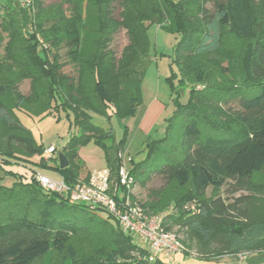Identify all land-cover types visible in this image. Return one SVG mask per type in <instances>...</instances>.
<instances>
[{"label":"trees","instance_id":"1","mask_svg":"<svg viewBox=\"0 0 264 264\" xmlns=\"http://www.w3.org/2000/svg\"><path fill=\"white\" fill-rule=\"evenodd\" d=\"M33 2L35 12L15 0H0V32L7 33L4 46L0 35V166L26 162L44 150L14 109H63L72 113L70 125L79 129L60 150L68 165L61 169L57 154L50 158L54 165L41 156L40 165L52 167L66 185L74 186L82 166L78 149L94 142L104 153L110 185L125 191L118 182L125 137L116 140L113 129L94 124L90 112L107 119L135 115L139 83L151 61L146 30L157 25L178 35L172 60L177 71H171L168 82L178 106L172 118L183 122V157L152 172L168 187L165 204L141 206L150 215L173 206L161 217L162 226L178 236L185 255L194 251L196 258L207 260L264 252V180H257L264 171V0H61L49 7L43 0ZM62 5L69 7L68 13ZM81 8L92 17L86 19ZM120 28L127 30L129 43L117 57L110 43ZM225 33L244 42L242 75L230 85L212 75L222 66L217 54ZM61 48L75 76L62 71ZM23 79L31 81L28 95L19 89ZM232 101L237 108L230 106ZM168 139L166 135L149 145L144 160H131L134 185L136 173L144 171L141 165ZM35 173L29 182L0 184V264H35L50 252L59 256L57 264H166L158 258L150 261L147 251L102 209L74 204L106 213L97 215L92 228L50 220L53 206L71 202L43 190ZM208 188L214 190L210 197L205 195ZM193 200L195 210L183 209ZM19 201L38 208L24 207L19 213L3 208ZM79 237L94 238L95 250L82 254Z\"/></svg>","mask_w":264,"mask_h":264},{"label":"rangeland","instance_id":"2","mask_svg":"<svg viewBox=\"0 0 264 264\" xmlns=\"http://www.w3.org/2000/svg\"><path fill=\"white\" fill-rule=\"evenodd\" d=\"M60 2L61 0H43V6H58ZM256 2H258V0H256ZM62 7L67 13L69 12V7L67 5H62ZM208 7L211 6L208 5ZM25 9L35 12L36 6L32 5V7ZM80 11L83 16H86V19L92 17L91 13L89 14L86 9L81 8ZM262 20L263 19H260V22H262ZM1 34L4 37L1 45L4 46L7 40V33L0 32V35ZM146 36L148 40L147 50L151 57V61L145 68L139 83L138 90L140 92L141 102L136 109L135 115L126 117L114 115L107 119L104 115L90 112V116H92V121L97 126L104 129H109L111 127L114 131L116 140H119L123 136L125 137L124 147L122 151H120V154L127 166H131V160L134 162L144 160L148 154L149 145H152L155 141L162 139L166 135L169 136L167 141L157 145L159 148L151 160L148 159L146 164L144 163L141 165L144 171L140 170L136 173V183L131 191L134 202L140 205L150 203L159 205L160 203L165 204V200L168 196H166V194L164 195V193L168 191V187H164V180L159 175L153 174L152 172L159 169L161 165L165 163L174 162L173 160L180 161L183 157L180 148L183 122L179 117L172 118L178 106L174 101L176 96L172 94L171 86L168 82L171 71H177V66L172 60L174 54L173 47L178 40V35L166 32L157 25H149L146 30ZM128 43L129 36L127 30L125 28H120L113 35L110 48L114 51L116 56L119 57L123 48L127 46ZM65 51V48H61L59 51L61 56L60 60L61 63H63L62 71L69 76H75V68L66 58ZM3 52L4 50L2 47L0 54ZM243 52L244 42L235 38L233 35L225 33L220 51L217 54L221 59L222 66L221 68L218 67V69H214L212 75L216 76L221 83L226 85L239 82L242 75L240 62ZM19 89L23 95H28L31 92V81L29 79H23L19 84ZM152 98L158 99L162 107L159 111L158 109L155 111L154 116L157 118H155L151 130L147 131V128H140L138 125L139 120L142 118ZM187 99L188 96H184L181 97L180 101L184 104L187 102ZM230 106L237 108V103L232 101ZM221 107L225 108L223 105H221ZM14 113L19 118L20 122L29 130L34 140L38 144H42L44 148L51 145L59 152L62 145L67 143L71 136L79 133V129L75 125H70L73 121L72 113H68L63 109H59L58 111H52V109H50L49 112H45L44 110L42 111L41 108L34 107L32 109L22 106L19 109H14ZM168 126L169 128L167 131L166 128ZM78 155L80 156L81 164L84 169L104 166L106 168L104 153L101 146L97 143L90 142L82 145L78 149ZM46 161H48V165H51L52 162L54 163L53 159ZM26 163L27 164L13 163L9 164V166H0V184L11 187L18 181H23V183L29 182L31 174L34 171L54 180L59 178L53 169L40 165V157L38 156L29 157ZM6 171H11V173ZM146 178V182L140 184L141 181ZM257 180H264V171L257 176ZM213 191L212 188H208L205 193L206 197H210ZM186 204L194 205L195 200L186 202L183 205V209H186ZM24 207H29L31 211L34 209L37 210L38 208H34L32 205L29 206V204H25L22 201L9 206L5 205L3 208L5 210H11L13 213H19L22 211V208L24 211ZM172 207L173 206L169 204L155 215L162 217L166 212L172 210ZM97 215L106 217L105 212L96 211L93 213L86 211L82 207H75L74 203H69L64 207H60V205L53 206V210L50 211L49 219H65L77 227L92 228L97 221L96 219L99 218ZM40 218L39 216H35L36 220ZM76 245L77 247H81L82 254L87 255L95 250L97 242L94 238L79 237L76 239ZM189 255L195 256L194 251H189ZM233 256L236 255L227 257L222 256L207 260L198 259L197 262L200 264H238L237 261L232 259ZM58 257L59 256L54 252H50L38 259L35 264H57ZM236 258L239 257L237 256ZM191 260L195 261L196 259L193 258ZM239 263H242V261Z\"/></svg>","mask_w":264,"mask_h":264},{"label":"built area","instance_id":"3","mask_svg":"<svg viewBox=\"0 0 264 264\" xmlns=\"http://www.w3.org/2000/svg\"><path fill=\"white\" fill-rule=\"evenodd\" d=\"M20 7L30 8L33 0H15ZM56 154L54 146L43 150L41 157L49 160ZM120 166L118 171L119 186L125 191L118 192V184L110 185L108 168L96 169L79 179L74 186L65 184L62 177L51 179L46 175L35 173V179L47 192L64 195L74 204L86 206L91 210L102 209L112 215L121 230L133 238L134 243L147 251L148 259H161L166 264H173L174 256L183 253L184 247L173 231L165 230L162 218L150 215L143 207L132 200L131 191L134 187L126 162L119 153ZM186 209L195 210L194 205H185Z\"/></svg>","mask_w":264,"mask_h":264},{"label":"crops","instance_id":"4","mask_svg":"<svg viewBox=\"0 0 264 264\" xmlns=\"http://www.w3.org/2000/svg\"><path fill=\"white\" fill-rule=\"evenodd\" d=\"M149 103H148L149 104L148 107L144 111V114L142 115V118L139 120V125H138L140 128H147V131L151 130V126L154 123L155 118H157L156 116H154L155 111L157 109L159 111V109H161V107H162L161 102H159L158 99H155V98L154 99L152 98L149 101ZM65 144H63L62 147ZM59 152L56 150V154L57 155H58ZM40 156H38V157H40ZM79 159H80V156H79ZM80 162H81V160H80ZM18 163H22V162H18ZM11 164H13V163H11ZM23 164H27V163L26 162H23ZM52 165H54L53 162L49 166H52ZM3 166H9V165H3ZM49 168L53 169L52 167H49ZM102 168H105V166L104 167H93L91 169H87V168L84 169V167L81 166L80 178L81 179H84V178L87 177L88 173L91 172L92 170L102 169ZM53 170L55 171V169H53ZM55 172L57 173V175L60 178L61 177L60 174L57 171H55ZM237 256L239 258H236ZM193 258L196 259V260L195 261H192L191 259H193ZM232 259H234L235 261H237L238 264H264V252H261V253H253V254H248V255H236V256H233ZM197 260H198V258H196L195 256H190L189 254L185 255L183 253H177L174 256L173 264H200V263L197 262ZM241 261H242V263H239Z\"/></svg>","mask_w":264,"mask_h":264},{"label":"water","instance_id":"5","mask_svg":"<svg viewBox=\"0 0 264 264\" xmlns=\"http://www.w3.org/2000/svg\"><path fill=\"white\" fill-rule=\"evenodd\" d=\"M58 158H59V167L61 169L65 168L68 165L67 158L64 156L62 152L58 153Z\"/></svg>","mask_w":264,"mask_h":264}]
</instances>
